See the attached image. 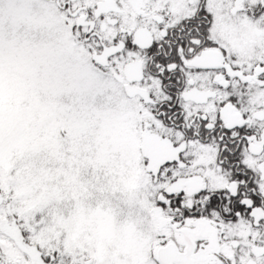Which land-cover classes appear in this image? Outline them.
Wrapping results in <instances>:
<instances>
[{
  "label": "snow or ice",
  "instance_id": "6c2138e0",
  "mask_svg": "<svg viewBox=\"0 0 264 264\" xmlns=\"http://www.w3.org/2000/svg\"><path fill=\"white\" fill-rule=\"evenodd\" d=\"M0 264H264V0H0Z\"/></svg>",
  "mask_w": 264,
  "mask_h": 264
}]
</instances>
